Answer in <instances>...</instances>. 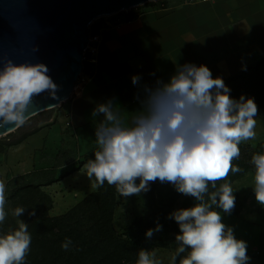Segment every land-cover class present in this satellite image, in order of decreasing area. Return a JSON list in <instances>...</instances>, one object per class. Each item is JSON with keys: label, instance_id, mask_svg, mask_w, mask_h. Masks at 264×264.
<instances>
[{"label": "clouds", "instance_id": "1", "mask_svg": "<svg viewBox=\"0 0 264 264\" xmlns=\"http://www.w3.org/2000/svg\"><path fill=\"white\" fill-rule=\"evenodd\" d=\"M48 71L42 63H3L0 127H22L34 97L44 92L55 96L57 85ZM139 81V76L132 77L134 85ZM230 91L222 78H213L207 66L186 63L167 82L157 80L154 87H144L141 107L130 122L112 100L92 112L93 117L102 115L95 129L94 159L83 166L88 179L95 178L92 187L107 182L126 198L149 191L150 184L159 180L197 201L169 216L180 229L170 264H177V257L186 250L179 264H248L250 260L247 243L235 237L233 229L222 222L221 212L215 210L230 215L235 208L231 183L218 186V181L243 171L233 164L240 158L239 145L256 138L258 107L254 98L241 95L236 100ZM251 164L255 199L264 206V153L254 154ZM5 192V183L0 181V224L6 218ZM25 211L17 207L13 215L21 217ZM18 223V229L0 235V264H25L31 235L26 222ZM161 230L157 224L145 236L150 239ZM70 244L66 240L61 247L68 250ZM137 264L160 262L154 251L141 249Z\"/></svg>", "mask_w": 264, "mask_h": 264}, {"label": "rangeland", "instance_id": "2", "mask_svg": "<svg viewBox=\"0 0 264 264\" xmlns=\"http://www.w3.org/2000/svg\"><path fill=\"white\" fill-rule=\"evenodd\" d=\"M193 1L195 0H156L146 2L128 11L136 13L155 11L163 8V3L166 7H181L176 12L170 13L172 16L184 13V18L187 19L182 24L180 39L188 38L191 32L190 27L194 21L200 25L209 26L211 24L213 27H221L226 21H234L235 25L230 26L239 27L243 31H246L248 27L249 31L246 21L232 19L234 14V18H237V15L241 18L247 17L249 9L241 7L245 0H216L215 3L190 4ZM258 2L260 3L255 9H259V6L264 8V0H258ZM128 11H120L113 15L97 18L90 25L91 33L97 34L98 30L102 28L125 23ZM216 15L220 17L221 21L218 22ZM189 16L192 18L188 19ZM260 17L261 15L255 16L254 13L249 22H255ZM242 42H246V39H243ZM76 93L73 91L71 98ZM68 102L69 100L58 107L36 115L18 130L0 137V181L5 183L6 188L10 183L12 189L26 184L33 185L24 193L23 206L18 204L19 200H13L11 194L5 192L6 218L0 224V234L19 226L18 222L23 218L13 215V211L17 207L28 208L35 214L46 208H49V215L51 213L53 215L64 214L83 197L95 190L92 188L95 178L89 180L86 176V169L83 168L97 150L95 130L91 126L84 127L82 130L71 128L64 111V106ZM255 119L257 121L256 138L239 145L240 158L238 160L249 165L250 169L243 176L230 182L232 188L238 192L241 205L240 213L242 211L243 213L238 216L232 215V213L229 215L223 213L222 210L221 215L222 222L233 229L235 237L247 243V255L250 257L248 264H264V206L259 205L255 199L253 191L255 168L251 164L254 154L264 153V115H259ZM66 163L65 167H60ZM27 175L30 177L27 181L16 180L18 177ZM149 191L154 193L153 206L148 203ZM149 191L126 198L116 191L113 224L116 233L123 236L134 220L154 211L163 213L162 219H159L158 216L154 217V224L151 228L155 229L159 224L162 226V230L154 232L150 239L145 236L136 242V250L138 252L141 249L149 252L154 251L155 259L160 264H170L177 243L174 241L172 228H169L172 220L169 219V216L180 209L188 196L177 192L173 185L167 182L161 183L159 180L150 184ZM31 216L27 214L26 217ZM158 243L164 246L159 247Z\"/></svg>", "mask_w": 264, "mask_h": 264}, {"label": "crops", "instance_id": "3", "mask_svg": "<svg viewBox=\"0 0 264 264\" xmlns=\"http://www.w3.org/2000/svg\"><path fill=\"white\" fill-rule=\"evenodd\" d=\"M259 3L258 0H245L241 7L249 9L247 17L241 18L236 14L237 18H234L233 15V20L246 21L249 31L248 27L243 31L230 26L235 25L234 21H226L221 27L200 25L194 21L188 38L180 39L182 24L187 19L184 13L170 15L181 7H166L165 3L163 8L155 11H128L127 17L132 14H137V17L98 30L97 33L101 35L98 61L95 66L89 65V71L93 70L94 75L85 90L74 94L64 106L71 128L82 130L91 126L95 130L102 115L93 117L92 112L97 105L109 100L121 108V114L130 122L141 107L144 87H154L157 80L167 82L179 65H205L211 70L213 78L224 80L256 64L264 58V8L259 6V9H255ZM254 13L255 16L261 15L260 19L256 23L249 22ZM216 18L218 22L221 21L218 15ZM243 39L246 42L243 43ZM133 76L140 77L137 85L132 83ZM65 165L67 163L60 167ZM92 188L95 190L90 193L98 189ZM50 216L58 215L51 213Z\"/></svg>", "mask_w": 264, "mask_h": 264}, {"label": "trees", "instance_id": "4", "mask_svg": "<svg viewBox=\"0 0 264 264\" xmlns=\"http://www.w3.org/2000/svg\"><path fill=\"white\" fill-rule=\"evenodd\" d=\"M136 17L137 14H132L127 18V21H132ZM84 65L86 66L85 63ZM223 81L230 88V95L233 99L239 100L241 95H244L245 98H254L258 107L257 116L264 115V58ZM90 159H94V155ZM233 164L242 168L243 171L236 174L230 173L227 181H218V186L243 176L250 169L249 165L240 160H234ZM29 178L27 175L18 177L16 180L27 181ZM32 187L33 185L26 184L12 189V185L9 183L6 193L11 194L13 200H19L18 204L23 206L24 193ZM234 195L236 198L235 208L231 213L238 215L241 211V205L238 192L235 190ZM153 202L154 193L149 191L148 203L153 206ZM196 203L197 201L193 197L188 196L180 209L193 207ZM115 207L116 188L114 185H108L105 182L104 186L98 187L95 192L88 194L69 211L58 216H50L48 213L49 208H46L43 211H37L35 215L28 218L26 216L30 213V209L26 208L22 220L28 225L31 245L25 258V264L136 263L138 260L136 242L142 240L146 231L152 228L154 217L158 216L159 219H162L164 214L154 211L144 215L134 220L124 235L119 236L113 224ZM215 210L218 211L219 208ZM169 226V228H172L174 237L180 234L179 226L174 219L171 220ZM16 229L18 227L13 228L11 231ZM8 232L10 231L0 235ZM66 240L71 241L68 250L61 247ZM174 241H176L175 238ZM158 246L163 247L164 245L158 243ZM186 255L187 253H183L178 256L177 264Z\"/></svg>", "mask_w": 264, "mask_h": 264}, {"label": "water", "instance_id": "5", "mask_svg": "<svg viewBox=\"0 0 264 264\" xmlns=\"http://www.w3.org/2000/svg\"><path fill=\"white\" fill-rule=\"evenodd\" d=\"M150 1L156 0H0V69L8 60L42 63L57 85L55 96L44 92L33 98L28 120L70 100L97 18ZM18 129L0 127V137Z\"/></svg>", "mask_w": 264, "mask_h": 264}, {"label": "built area", "instance_id": "6", "mask_svg": "<svg viewBox=\"0 0 264 264\" xmlns=\"http://www.w3.org/2000/svg\"><path fill=\"white\" fill-rule=\"evenodd\" d=\"M209 1H212V0H195L191 3H206ZM100 43H101L100 33H97V34L91 33L89 44L87 46L86 51L84 52L83 64L85 63L86 66L84 65V69L76 82L74 91L83 92L85 90V87L91 81L94 75V71L93 70L89 71V65L95 66L97 64Z\"/></svg>", "mask_w": 264, "mask_h": 264}]
</instances>
